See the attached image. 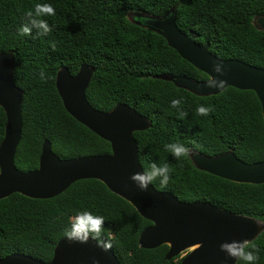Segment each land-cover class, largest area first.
I'll use <instances>...</instances> for the list:
<instances>
[{
    "label": "trees",
    "instance_id": "trees-1",
    "mask_svg": "<svg viewBox=\"0 0 264 264\" xmlns=\"http://www.w3.org/2000/svg\"><path fill=\"white\" fill-rule=\"evenodd\" d=\"M36 4L55 8V16L43 17L52 33L39 37L33 28L31 35L21 36L20 28L29 23L26 12L34 11ZM173 7L178 27L208 44L214 55L264 68V31L254 24L256 17L264 16V0H0V53L16 54L15 83L24 91L23 132L15 165L21 171L37 169L45 140L61 158L112 152L109 141L66 110L58 93V71L68 67L76 75L87 64L95 68L87 89L93 107L110 111L125 103L152 121L149 129L134 136L144 171L153 162L172 169L167 186L153 181L158 190L264 223V183L234 182L197 168L190 155L177 160L165 150L166 143H180L208 156L231 150L248 163L264 160V118L255 91L229 86L219 94L199 96L159 78L173 74L209 79L162 34L134 22L137 13L163 16ZM50 42L56 43L55 51ZM41 69L53 78L41 80ZM173 99L181 100L188 113L184 119L171 107ZM201 105L214 111L198 115ZM6 123L0 105V144ZM81 211L104 217V234L111 238V250L121 264H181L184 253L166 259L168 244L140 247V234L153 222L94 178L78 180L49 199L20 193L1 199L0 258L25 253L49 262L71 219ZM251 243L258 248L256 264H264V231Z\"/></svg>",
    "mask_w": 264,
    "mask_h": 264
},
{
    "label": "water",
    "instance_id": "water-1",
    "mask_svg": "<svg viewBox=\"0 0 264 264\" xmlns=\"http://www.w3.org/2000/svg\"><path fill=\"white\" fill-rule=\"evenodd\" d=\"M176 8L166 15L135 14L136 24L152 28L162 34L168 44L197 69L216 76L214 63H223L227 80L223 89L232 86L253 90L257 94L264 118V68L240 59H222L214 55L208 44L195 40L191 33L182 31L175 21ZM254 24L264 31V16L256 17ZM16 54L0 53V105L5 109L7 123L5 136L0 144V200L13 193L35 199H49L63 193L81 179H99L117 195L130 202L144 218L153 222L139 237V245L145 249L170 246L167 260L188 253L181 264H236L220 250V244L232 240L253 242L263 231L264 223L256 218L237 214L205 201H182L169 191H160L150 184L148 191H141L131 181L133 173L143 172L140 149L134 136L137 131L151 127L149 117L125 103L110 111L92 106L87 89L95 68L84 64L76 75L68 67H62L56 78L58 93L66 110L80 123L111 143L109 154L61 158L52 149L49 140L42 146L39 167L21 171L15 165L17 148L23 132L22 107L24 91L15 83ZM159 78L173 82L199 96L222 92L206 86L207 80L187 75L163 74ZM189 155L195 166L219 177L251 184L264 183V160L248 163L229 150L220 155L208 156L191 150ZM121 264L117 255L105 251L94 240L87 244L70 243L67 237L56 245L53 258L41 261L25 253H14L0 258V264Z\"/></svg>",
    "mask_w": 264,
    "mask_h": 264
},
{
    "label": "clouds",
    "instance_id": "clouds-1",
    "mask_svg": "<svg viewBox=\"0 0 264 264\" xmlns=\"http://www.w3.org/2000/svg\"><path fill=\"white\" fill-rule=\"evenodd\" d=\"M55 8L51 4H36L34 11L26 12L29 23L24 24L19 33L21 36H28L32 34V29L37 30V36L47 37L52 33V27L43 17L55 16ZM52 49L55 51L56 43L50 42ZM213 71L217 74L208 79L206 86L213 89L223 90L227 85V80L221 79L227 75L224 64L214 63ZM39 76L41 80L47 81L49 77L43 69H41ZM171 107L178 110L179 118L184 119L188 113L183 111L182 102L179 99L171 101ZM214 109L211 106H198L196 112L201 116L210 115ZM165 150L172 154V156L179 160L182 157L189 155V149L180 143H166ZM172 169L167 163L157 164L151 163L150 168L146 171L133 173L130 177L141 191H148V187L155 180H159L162 186H167L171 180ZM104 217L93 215L89 211H81L71 219V227L66 231L65 236L70 243L87 244L89 240H94L97 245L105 251L112 249V240L104 234ZM220 250L227 254L228 257L234 258L237 262L243 261L244 264H256L258 260V248L248 240H232L225 241L220 244ZM94 264H99V261H94Z\"/></svg>",
    "mask_w": 264,
    "mask_h": 264
},
{
    "label": "rangeland",
    "instance_id": "rangeland-1",
    "mask_svg": "<svg viewBox=\"0 0 264 264\" xmlns=\"http://www.w3.org/2000/svg\"><path fill=\"white\" fill-rule=\"evenodd\" d=\"M189 252V250H186L185 252H183L184 254L183 255H185L186 253H188Z\"/></svg>",
    "mask_w": 264,
    "mask_h": 264
}]
</instances>
